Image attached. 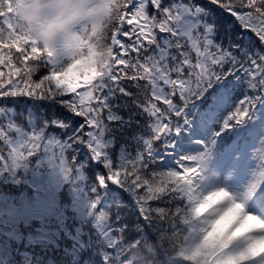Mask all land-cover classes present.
Segmentation results:
<instances>
[{
  "label": "snow or ice",
  "instance_id": "obj_1",
  "mask_svg": "<svg viewBox=\"0 0 264 264\" xmlns=\"http://www.w3.org/2000/svg\"><path fill=\"white\" fill-rule=\"evenodd\" d=\"M12 3L0 164L48 150L86 173L99 231L77 264H264V0H24L27 31ZM116 92L144 120L119 163L102 139Z\"/></svg>",
  "mask_w": 264,
  "mask_h": 264
},
{
  "label": "clouds",
  "instance_id": "obj_2",
  "mask_svg": "<svg viewBox=\"0 0 264 264\" xmlns=\"http://www.w3.org/2000/svg\"><path fill=\"white\" fill-rule=\"evenodd\" d=\"M25 6L26 5L24 3V0H13V3H12L13 14L17 18L21 28L24 29L25 31H27L29 25H28L27 19L25 18V12H24ZM89 39H91V34L89 35V37L85 38V43H87ZM98 39H99V37L97 36V40ZM92 42L96 43L97 41H92ZM41 43L43 44V41ZM62 43H63V41H58L57 47H59ZM41 51L46 52L47 51V45H44L41 48ZM214 199L215 198H209L204 204H202L200 206L199 211L201 213H203V212L207 211L209 208L213 207L214 206V203H213ZM229 214H230V210L225 209V210L220 211L218 213V215L215 216L214 221H213V232H210L209 236L213 235L214 230H215V226L221 224L224 221L225 217ZM227 234H228V229L226 228L223 235L226 236Z\"/></svg>",
  "mask_w": 264,
  "mask_h": 264
}]
</instances>
